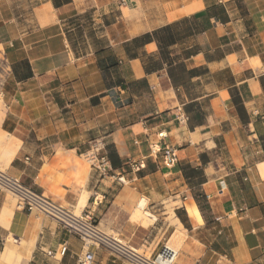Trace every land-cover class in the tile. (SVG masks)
<instances>
[{"label":"crops","instance_id":"0c3cea01","mask_svg":"<svg viewBox=\"0 0 264 264\" xmlns=\"http://www.w3.org/2000/svg\"><path fill=\"white\" fill-rule=\"evenodd\" d=\"M0 57L9 175L66 208L86 196L82 212L134 248L177 233L134 223L139 197L180 203L175 264H264V0H0ZM163 143L179 150L173 168L149 157ZM95 148L116 155L125 185L92 168ZM10 237L27 264L85 252L18 204L0 252ZM92 251L94 264H126Z\"/></svg>","mask_w":264,"mask_h":264},{"label":"built area","instance_id":"2783aa9c","mask_svg":"<svg viewBox=\"0 0 264 264\" xmlns=\"http://www.w3.org/2000/svg\"><path fill=\"white\" fill-rule=\"evenodd\" d=\"M161 140L164 136L160 135ZM162 156L163 163L167 168H173L180 161L178 148L167 144H154L150 148L149 157L157 158ZM149 157L143 158L138 162L130 163V169L134 173H139L146 168ZM91 166L101 177H114L120 184L125 185L124 176L116 175L108 160L107 153L95 148L91 154ZM0 190H4L18 198V206L29 212L42 213L56 221L63 230L79 238L85 248L84 254L79 258L78 264H94L95 255L92 249L103 248L112 257L126 264H175L179 252L170 248L168 243L164 244L159 252L148 257L132 247L128 242L119 237L109 235L102 231L94 215V211L87 209L80 215L66 208L50 198L35 192L25 186L20 179L12 177L8 173L0 170ZM100 201L95 198L93 206H98ZM148 245V242H145Z\"/></svg>","mask_w":264,"mask_h":264},{"label":"rangeland","instance_id":"374dc122","mask_svg":"<svg viewBox=\"0 0 264 264\" xmlns=\"http://www.w3.org/2000/svg\"><path fill=\"white\" fill-rule=\"evenodd\" d=\"M2 106H3V109L5 110L4 104H3L2 91L0 90V109L2 108ZM2 162H3V160L0 159V170L8 173L7 169L3 166ZM4 198L10 204L12 203L11 204V205H13L12 208H14L13 210H15L17 207V204H18V198L9 192H6L4 190H0V199L2 200ZM142 198H146V197H144V196L139 197L137 200L138 203L136 202L137 205L139 204V202ZM9 199H11V202ZM147 200L149 203L147 210L149 211V213H151L152 215L157 217V221L152 226H150L149 228H153V227H158V228L171 227V228H173L175 225V219H176L175 218L176 216L174 214V209L177 206H181V204L180 203L175 204L172 201H168V202H165L164 205L158 206L155 210H151L150 200L149 199H147ZM14 201H15V203H14ZM137 205L134 208V211L132 213V221L133 222H134L133 214L137 208ZM70 210L74 211L75 214L80 215L82 213L83 209L81 211H78L77 209H70ZM10 221H11V218L5 222L6 224H4L3 227H7L8 224L10 223ZM104 232H106L109 235L119 237V235L114 233V232H109V231H104ZM168 235H169V232H167V234L165 235V239H163V241L159 247H157L155 243L153 244L152 242H148V245H145V243H144L141 247L136 248V249L139 250L140 253L146 254L148 257H150L151 255L155 256L164 244H166V243L169 244V242L171 241L169 238L170 236H168ZM119 238L122 239L121 237H119ZM15 242H16V240L12 237H10L6 241V246L11 245L14 248V252L10 256H4V258L1 259V254L3 255V253L5 252V248H6V246H2L3 249L0 252V259L2 260V264H27L26 263L27 258L21 253V248L23 247V244H20L17 242L15 243ZM178 249H179V247H178Z\"/></svg>","mask_w":264,"mask_h":264},{"label":"bare ground","instance_id":"6f19581e","mask_svg":"<svg viewBox=\"0 0 264 264\" xmlns=\"http://www.w3.org/2000/svg\"><path fill=\"white\" fill-rule=\"evenodd\" d=\"M7 140H8L7 135L1 134L0 143L5 144L7 142ZM12 156H13V152L11 151L10 148H7L3 151V158L5 160H8ZM9 200L11 202V199H9ZM14 203H15V201H14ZM11 204L9 202L4 203V206L2 207V209L0 211V225L1 226H4V224H6L5 222L8 221V219L12 218V216H13V212H14L13 209L14 208H12L13 205H11ZM86 204H87L86 196H83L82 199L80 200L78 206L76 207V209L78 211H81L82 209H84L86 207ZM148 205H149L148 200L146 198H142L140 200L139 204L137 205V208L133 214L134 223L140 224L141 227H143V228H149L150 226H152L157 221V217L152 215L151 213H149V211L147 210ZM175 226H177V233L172 237L168 246L170 248L176 250V251H179L178 247H179V244L181 243L182 238L185 236V232L183 231L182 223L178 219H175ZM184 238H186V237H184ZM17 243H18V241H17ZM19 243H21V242H19ZM13 252H14V248L11 245L6 246L5 252L3 253V255L1 254V259L4 258V256H10ZM28 252H30V251H28ZM30 256H31V254H30ZM1 259H0V264H2Z\"/></svg>","mask_w":264,"mask_h":264},{"label":"trees","instance_id":"16d2710c","mask_svg":"<svg viewBox=\"0 0 264 264\" xmlns=\"http://www.w3.org/2000/svg\"><path fill=\"white\" fill-rule=\"evenodd\" d=\"M168 31H169V29H164V30H161L159 32H156L154 35L155 36H162L164 33H167ZM169 36L170 35H168V38H167L168 42H170V39H169L170 37ZM107 156H108V160H109L112 168L115 169V168L121 167L120 166L121 163L119 162V160L117 159L116 155L112 151H108L107 152Z\"/></svg>","mask_w":264,"mask_h":264}]
</instances>
